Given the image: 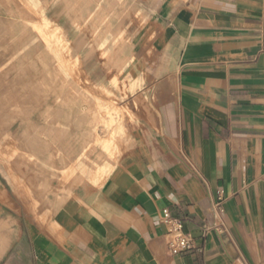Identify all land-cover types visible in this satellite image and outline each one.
<instances>
[{
  "label": "crops",
  "instance_id": "obj_1",
  "mask_svg": "<svg viewBox=\"0 0 264 264\" xmlns=\"http://www.w3.org/2000/svg\"><path fill=\"white\" fill-rule=\"evenodd\" d=\"M154 26L125 71L137 122L99 185L45 201L0 175V264H264V0H165ZM163 211L196 249L168 253Z\"/></svg>",
  "mask_w": 264,
  "mask_h": 264
},
{
  "label": "rangeland",
  "instance_id": "obj_2",
  "mask_svg": "<svg viewBox=\"0 0 264 264\" xmlns=\"http://www.w3.org/2000/svg\"><path fill=\"white\" fill-rule=\"evenodd\" d=\"M164 1L0 0V175L7 184L17 177L19 188L33 192L32 178L44 185L34 193L62 202L109 174L138 119L125 71L157 33ZM121 40L126 49L112 62Z\"/></svg>",
  "mask_w": 264,
  "mask_h": 264
},
{
  "label": "built area",
  "instance_id": "obj_3",
  "mask_svg": "<svg viewBox=\"0 0 264 264\" xmlns=\"http://www.w3.org/2000/svg\"><path fill=\"white\" fill-rule=\"evenodd\" d=\"M221 200L222 198L219 196L218 202L214 206L216 210H219ZM161 222L165 227L167 251L171 256H177L196 249L194 237L184 231L182 222L170 218L167 211L162 212ZM208 232L209 229L204 231L205 234Z\"/></svg>",
  "mask_w": 264,
  "mask_h": 264
}]
</instances>
